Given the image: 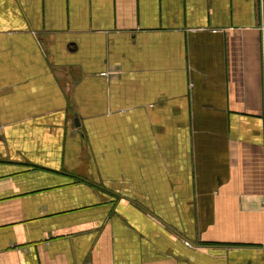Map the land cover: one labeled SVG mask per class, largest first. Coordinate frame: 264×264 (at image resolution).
<instances>
[{
    "label": "crops",
    "instance_id": "obj_1",
    "mask_svg": "<svg viewBox=\"0 0 264 264\" xmlns=\"http://www.w3.org/2000/svg\"><path fill=\"white\" fill-rule=\"evenodd\" d=\"M0 264H264V0H0Z\"/></svg>",
    "mask_w": 264,
    "mask_h": 264
}]
</instances>
